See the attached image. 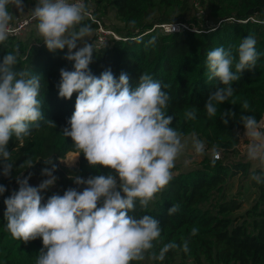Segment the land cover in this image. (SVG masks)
<instances>
[{"label":"clouds","instance_id":"1","mask_svg":"<svg viewBox=\"0 0 264 264\" xmlns=\"http://www.w3.org/2000/svg\"><path fill=\"white\" fill-rule=\"evenodd\" d=\"M26 7L25 0H0V43L13 34L14 20L24 14L28 17L26 23H34L49 51L67 47L64 59L74 62V70H60L58 95L71 99L74 92L78 93L75 110L62 130L73 141L76 156L62 162L72 165L82 153L90 166L109 171L87 179L70 176L78 187L68 188L63 195L53 194L46 203H42L41 193L57 179L52 158L44 161L51 168L41 170L47 178L38 186L29 184L31 173L23 178V173L17 175L18 190L4 200L6 230L25 243L42 239L43 247L35 264H132L146 259L163 261L169 251L176 249L188 253L187 239L179 244L164 243L157 252L160 222L148 214L137 216L135 211L137 204L146 209L168 186L181 157L185 167L191 164L186 155L189 149L195 156L205 154L204 141L196 133L185 136L172 126L174 116L167 112L171 98L163 90L167 85L162 86L151 74L142 73L138 86L131 89L126 73L122 72L118 79L110 69L99 77L91 73L89 65L95 46L88 39L93 28L84 22L91 16L84 0H36L25 13ZM135 24L132 20L129 26ZM155 39L149 43L154 44ZM256 43L253 36H247L235 51L220 46L207 53L208 79L218 78L220 82L204 105L209 118L217 115L220 104L233 97V82L240 79L242 71L255 69L260 56ZM18 56V49H14L0 62V174L5 177L11 175L14 167L10 162V141L14 137L22 145L31 136V128H39L37 122L43 119L38 99L40 78L27 69L17 70ZM241 108L239 122L245 130L240 138L242 154L247 161L264 168V120L244 114L249 110L247 100ZM184 118L195 120L197 109L185 110ZM234 118L231 110L220 112L225 125ZM47 123L56 127L52 121ZM236 135L239 137L238 132ZM210 151L211 164L215 165L218 150L214 147ZM24 164L27 168L34 165L31 158ZM250 179L264 183V175L255 172ZM6 190L0 185V195ZM178 210L179 205L174 204L168 214ZM198 231L192 227L189 236H196Z\"/></svg>","mask_w":264,"mask_h":264},{"label":"trees","instance_id":"2","mask_svg":"<svg viewBox=\"0 0 264 264\" xmlns=\"http://www.w3.org/2000/svg\"><path fill=\"white\" fill-rule=\"evenodd\" d=\"M187 1L84 0L103 26L125 38L112 39L103 48H95L89 65L91 73L99 77L110 69L117 79L122 72L126 73L131 89L138 86L142 73L151 74L162 86L167 85L163 90L171 98L167 112L174 116L172 126L180 129L185 136L196 133L207 150L215 147L222 152L215 165L211 164L212 155H206L197 167L189 171L181 172L175 167L173 179L146 209L137 204L135 215L148 214L160 222L162 232L156 242L157 252L164 243L175 241L179 244L185 239L189 241V252L171 250L163 261L146 259L132 264H175L177 260L178 264H264V183L258 184L250 179L257 194L252 205L239 217H233V213L240 208L237 195L229 198L226 192L229 178L239 175L246 180L253 172L264 175V170H251L249 162L224 161L228 154L236 153L240 134L244 130L239 122L243 102L247 100L249 103L245 115H253L258 121L264 115V0H198L205 13L204 18L190 14L191 11L186 8ZM35 2L25 0V11ZM110 5L115 8L120 26H112L108 22L106 14ZM132 20L136 21L134 27L129 26ZM84 22L92 25L94 44L97 23L88 18ZM169 23L185 24L188 29L167 32L158 27ZM32 25L34 23L26 30ZM22 33L10 35L0 43V62L4 55L18 49L16 69H27L40 78L38 99L43 119L37 122L39 128H31V136L25 138L22 145L14 137L8 145L10 162L14 167L9 177L0 174V185L7 189L0 195V264H35L43 247L41 238L25 243L14 239L6 230L4 200L13 190H18L17 175L23 173V178L31 173L29 184L38 186L39 182L35 180L42 178L41 170L51 168L44 161L52 158L56 165L53 175L57 178V189L41 193L42 203H46L51 195H63L68 188L78 187L70 176L87 179L109 171L102 166H90L82 153L74 167L59 163L67 153L76 152L73 141L65 137L62 130L68 126L67 121L75 110L78 93L74 92L71 99L58 95L60 70H74V62L64 59L68 52L66 47L51 52L42 38L31 41L22 37ZM247 36H253L257 42L260 56L256 67L251 71H242L240 79L233 82V97L220 104L217 115L209 118L204 105L220 82L218 78L208 79L206 55L220 46L225 49L231 47L235 51V47ZM153 37L156 38L155 43L150 44ZM193 107L197 109V118L185 120V110ZM227 110L234 112L235 118L229 119L225 125L220 119V112ZM47 121L54 122L56 127L50 126ZM28 158L34 164L31 168L24 164ZM82 188L80 186L79 190ZM174 204L179 205V210L169 215L168 210ZM192 227H197L199 231L196 236L190 237Z\"/></svg>","mask_w":264,"mask_h":264},{"label":"rangeland","instance_id":"3","mask_svg":"<svg viewBox=\"0 0 264 264\" xmlns=\"http://www.w3.org/2000/svg\"><path fill=\"white\" fill-rule=\"evenodd\" d=\"M187 11H191V13H195L196 15L202 16L203 18L205 17V13L204 10L201 8V6L199 5L198 0H188L187 1V5H186ZM28 11V10H27ZM27 11H25V13H27ZM16 15H19V13H17ZM24 14H20L18 18L22 17ZM108 22H110V25L112 26H120L121 23L117 20L116 15H115V8L110 5L108 8V13L106 14ZM94 35V33H93ZM93 35L88 38L91 41H89V43L92 42L93 39ZM25 38H29L31 41H35V39H38L41 37L37 34L36 29L34 27V25H32V27H30L28 30H26L25 32L22 33V37ZM80 45H78L79 47ZM67 48V47H66ZM75 51V50H73ZM260 120H264V115L262 116V118ZM244 131L242 130L240 137H239V142H238V146H237V151L236 153L233 154H228L227 159H225L224 161L228 162V163H236V162H249L247 161L246 157L242 154V146H241V142H240V138L243 137L244 135ZM191 135V134H190ZM190 135H186V136H190ZM245 143L247 142L246 140L244 141ZM68 154V153H67ZM67 154L63 159L59 160V163H61V165H65L67 167H74L77 165L78 160H79V156L77 161L72 164L69 165L65 162H62V160L67 159ZM186 155L188 156V158H190L192 160L191 164L187 167H185L183 165V159L184 157H181L177 163H176V168L181 171V172H186L189 171L195 167H197L199 165L200 160L206 156V155H212L210 150L206 149V152L203 156H195L192 152L191 149H189V151L186 153ZM220 158L222 157V152L220 151ZM219 158V159H220ZM250 163V169L251 170H255V169H261L264 170V168H261L258 164L253 163V162H249ZM173 174H175V171H173ZM47 177L42 176L41 179H37L35 180V182H41L43 179H46ZM52 191H56V185L54 184L51 188H49ZM226 192L229 198L234 197L235 195L237 200L240 202V208H238L234 213H233V217H239L241 215H243L246 211V209H248L255 197H256V190L251 186L250 184V176L248 177V179L243 180L242 178H240L239 175H236L234 177H231L227 180V184H226ZM159 196V193L156 195V198ZM155 198V199H156ZM154 199V200H155ZM151 203V202H150ZM240 221V219H238ZM151 264V263H149ZM175 264H178V260L176 261Z\"/></svg>","mask_w":264,"mask_h":264},{"label":"built area","instance_id":"4","mask_svg":"<svg viewBox=\"0 0 264 264\" xmlns=\"http://www.w3.org/2000/svg\"><path fill=\"white\" fill-rule=\"evenodd\" d=\"M90 12H91V16L88 17V19L95 21L97 23L96 34H95L96 38L94 41L95 48H97V49L103 48L112 39H116V40L125 39V38H121L113 30L103 26L101 24V22L94 17L91 10H90ZM27 20H28V17L26 15H23L22 17L16 19L13 22V34L12 35H19L24 30H26L28 28V26L31 24V23H26ZM158 27H160L162 30L167 31V32H176V31H179L183 28L188 29L187 25L180 24V23L160 24V25H158ZM172 27L174 28V31L172 30ZM220 156H221L220 150H218L216 159H219Z\"/></svg>","mask_w":264,"mask_h":264},{"label":"bare ground","instance_id":"5","mask_svg":"<svg viewBox=\"0 0 264 264\" xmlns=\"http://www.w3.org/2000/svg\"><path fill=\"white\" fill-rule=\"evenodd\" d=\"M76 156V152H69L67 154V159L71 160ZM78 157L76 158L75 162L77 161Z\"/></svg>","mask_w":264,"mask_h":264}]
</instances>
